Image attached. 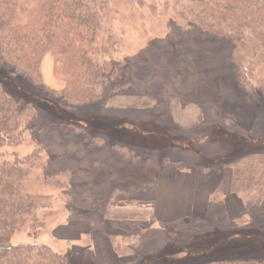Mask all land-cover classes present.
I'll return each mask as SVG.
<instances>
[{"label": "trees", "instance_id": "16d2710c", "mask_svg": "<svg viewBox=\"0 0 264 264\" xmlns=\"http://www.w3.org/2000/svg\"><path fill=\"white\" fill-rule=\"evenodd\" d=\"M187 1L184 19L189 26L205 37L231 44L233 78L246 98L264 94V80L258 90L252 86L250 79L244 77L247 66L238 63L235 56V51L247 53L250 61L253 59L264 67V0ZM107 5V0H0V66L48 91L59 107L67 111L63 114L67 118L52 119L51 134L59 130L64 141L85 142L88 148L85 157L97 152L106 156L102 159L100 154L93 155L96 162L91 168L97 162L116 166V176L100 173L99 185L107 183L109 191L95 197L94 202L105 208L117 198H141L138 193L147 197L146 188L153 186V177L161 167L184 162L164 155L158 165L148 166L146 170L137 163L151 162L147 149H162L170 143L189 148L193 141L170 133L169 124L163 123L166 113H157L147 122H136L120 116L113 108L104 106L93 110L107 85L120 89L129 78L128 62L122 65L113 59H96L98 52L109 54L108 47H97ZM48 52L54 57V75L66 81L65 88L59 92L53 91L42 79L41 61ZM83 114L88 118L82 119ZM238 118L234 119L237 128L241 122ZM41 119L35 104L13 97L0 84V148L21 144L26 133L38 143L31 154L0 165V264H76L78 261L73 254H70L72 258L45 244L12 242L27 222L33 226L40 223L42 227L39 214L54 203L53 195L28 191L26 183L34 170L43 169L44 183L63 190L74 186L77 168L83 170L69 151L55 154L49 149V160L44 159L47 147L40 139ZM215 127L226 133L232 142L231 148L219 161H211L204 155L205 151L196 150L195 157L205 161L194 164L202 165L206 171L218 166L231 167V191L242 198L244 213L257 225L245 228L231 225L220 183L202 214L163 225L165 245L160 242L156 254L142 251L146 245L142 235L152 236V231L142 235L134 233L133 244L115 245L118 253L140 257L139 264H264V138L255 137L243 123L239 127L248 133H234V129H227L221 122ZM127 169L132 171L126 173ZM139 178L143 180L141 185L127 187L132 179ZM173 228L177 235H173ZM152 237L150 241H154Z\"/></svg>", "mask_w": 264, "mask_h": 264}, {"label": "rangeland", "instance_id": "374dc122", "mask_svg": "<svg viewBox=\"0 0 264 264\" xmlns=\"http://www.w3.org/2000/svg\"><path fill=\"white\" fill-rule=\"evenodd\" d=\"M107 3L108 9L103 16V28L98 37L97 47L99 49L108 47L109 54L98 52L96 59L100 61L113 59L121 62L122 65L128 62L127 76L129 78L120 89H113L112 86L107 85L102 98L95 103L93 110L108 107V105L128 104V106L138 107L151 104L156 108L113 109H116L120 116L130 119L144 117L150 120L157 113H166L165 118L169 119L171 113L167 111L168 105L173 104L177 108L179 117L184 118L189 114L183 115L188 112L185 110L183 112L182 109L192 104L194 105L192 107L196 109L193 114L202 115L205 119L204 123L206 122V125L193 130L194 133L176 129L169 124L168 130L172 135L187 137L188 141L193 140L191 145L185 143L192 149H189L188 145L171 143L161 147L165 154H162V149H147L145 152L151 155V162H139L137 166H145L146 170L148 166L154 168L164 155L171 159H181L186 164L198 163L205 159L195 157V151L203 148L206 150L204 155L211 161L212 159L219 161L221 156L229 151L232 142L223 130L215 127L217 122L227 127L232 125L227 129H234V133L245 134L248 133L247 130L239 127L243 123L251 129L255 137L264 138V94L256 93L251 99L246 98L244 90L233 78L231 44L219 38L205 37L195 27L189 26L188 21L184 19V12L188 9L187 0H107ZM235 56L238 63L243 64V67L247 66L246 76L243 75L250 79L252 86L254 85L258 90L264 80V67H260L256 61H252L253 59L250 61L247 53L240 54L235 51ZM47 58L53 62L54 75V57L48 52L41 61V74L45 83L44 70ZM55 78L64 82L65 88L66 81L56 76ZM0 84L13 97L29 100L35 104L39 116L43 118L40 121L43 126L40 139L47 147V150L43 152L44 159L49 160V149L55 154L69 151L76 158L77 164H81L83 168V170L77 168V178L73 179L74 186L67 190L48 186L49 184L44 183L43 169L34 170L32 177L26 183L28 191L34 194L53 195L54 203L39 214V222H42L43 226L40 227V223L33 226L32 222H27L13 236V244H45L65 255L75 243V240L70 238L78 236V233L75 234L72 231L73 229L79 232V230L99 228L103 232L121 229L120 231L128 234L124 239L115 241V245L133 244L136 239L133 238L134 233L148 234L152 231L154 241L159 240L164 247L165 232L153 230L151 227L153 224L137 221L113 223L106 221L103 216L105 206L98 201L94 202V198L101 197L109 191L107 183L99 185L100 173L107 172L109 176H116L118 170L115 165L110 166V163L98 165L99 162L91 168L90 166L96 162L93 155L100 154L102 159H106V156L97 152L85 157V154L88 155L85 142L64 141L59 130L51 134L52 119L67 118L63 115L67 111L59 107L48 91L18 75L11 74L4 66H0ZM51 89L56 92L63 90ZM76 114L79 116L81 113ZM81 117L88 118L85 114ZM236 118L241 121L238 128L234 123ZM23 137L24 141L19 145H5L0 148V165L4 161H14L17 157L23 158L37 149L38 143L32 140L30 133L24 134ZM139 151L143 153L142 150ZM127 171L126 173H129L132 170L127 169ZM141 184H130L127 187H137ZM146 189L148 196L142 197V194L138 193L139 197L152 199L153 186L150 184ZM117 200L123 199L117 198ZM175 231L173 228V235H177ZM152 236L142 235L143 242L145 244L153 242L150 241L153 239ZM114 239L117 238L114 236ZM68 256L73 258L70 254ZM86 264H92V262L87 261Z\"/></svg>", "mask_w": 264, "mask_h": 264}, {"label": "crops", "instance_id": "0c3cea01", "mask_svg": "<svg viewBox=\"0 0 264 264\" xmlns=\"http://www.w3.org/2000/svg\"><path fill=\"white\" fill-rule=\"evenodd\" d=\"M45 67L44 78L48 86L55 90L63 89L64 82L53 75V62L50 58L46 59ZM168 106L169 110L167 111L171 113V117L169 119L165 118L163 123L175 126L176 129L189 130V133H194L193 130L202 127L204 124L206 125L202 115L195 116L193 114L196 112V109L192 107L194 105L189 104L182 109L183 112L184 110L188 112L183 115L189 114L188 117L185 116L184 118L179 117L177 108L173 104ZM127 107L137 106H128V104L108 105V108ZM137 108L150 110L156 107L147 104ZM145 119L147 118H133L136 122H143ZM201 151L206 150L202 149ZM231 180L232 169L226 166L213 167L208 171L202 165L194 163L186 164L183 162L174 166H163L159 169L158 175L155 178L153 177L154 194L152 199L112 200L103 210V216L110 223L123 221L146 222L153 224L152 229L162 230L164 224L178 222L183 218L202 214L207 210L211 193L218 184L222 183L228 215L232 218L231 225L236 228L257 225L244 213L242 198L231 191ZM142 181L140 178L132 179L131 184L138 185ZM89 225L91 227L90 223ZM254 227L256 228V226ZM113 230L103 232L99 228H89L77 232L73 229L72 231L75 234L78 233V236L77 238H70V240H75V243L65 255L73 254L78 259L76 264H86L87 261H91L92 264H139L140 257L134 254L121 255L116 251L114 236L117 238L115 241H117L124 239L127 234L120 231L121 229L119 231ZM160 247L161 243L159 241H153L144 245L142 251L156 254Z\"/></svg>", "mask_w": 264, "mask_h": 264}]
</instances>
